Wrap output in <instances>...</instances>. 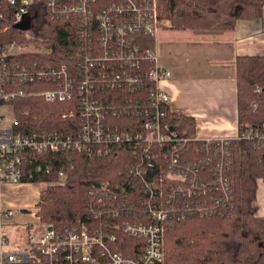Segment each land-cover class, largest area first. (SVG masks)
Masks as SVG:
<instances>
[{
    "label": "built area",
    "instance_id": "obj_1",
    "mask_svg": "<svg viewBox=\"0 0 264 264\" xmlns=\"http://www.w3.org/2000/svg\"><path fill=\"white\" fill-rule=\"evenodd\" d=\"M27 16L28 27L45 18L74 23L78 51L75 64L26 63L15 59L25 51L16 40L0 44V264H166L168 223L230 209L231 141L263 140L264 123L234 136H201L170 120L172 71L151 42L162 28L158 0H0V30ZM29 97L61 103V127L29 128L21 119L28 111L16 106ZM67 150L113 154L124 168L91 182L77 224L42 223L39 199L32 213L39 228L14 247L7 226L17 210L3 187L42 183L41 197L64 185L68 165L57 179L31 181L33 172L53 168L28 160L32 152Z\"/></svg>",
    "mask_w": 264,
    "mask_h": 264
},
{
    "label": "trees",
    "instance_id": "obj_2",
    "mask_svg": "<svg viewBox=\"0 0 264 264\" xmlns=\"http://www.w3.org/2000/svg\"><path fill=\"white\" fill-rule=\"evenodd\" d=\"M164 28L174 30H228L243 19L264 17V0H159ZM8 18L12 7L4 5ZM78 29L71 21L45 18L36 27L10 25L0 30V44L16 40L21 46L35 45L15 56L18 61L36 60L75 64ZM150 42V38H148ZM152 45L156 44L154 38ZM238 121L264 123V54L243 55L236 60ZM258 87L262 89L258 91ZM21 119L29 128L61 127V103L40 97L17 101ZM21 116V115H20ZM170 120L195 133V119L176 111ZM230 172L234 201L230 209L211 216L170 221L166 236V264H264V216L259 212L257 191L264 182V139H233L230 144ZM30 167L51 166L52 174L33 172L31 181L57 179L59 168L68 165L66 183L49 186L41 193L38 215L42 223L58 228L79 223L86 216V193L91 182L115 176L123 160L110 154L88 155L77 150L29 153ZM123 156V155H121ZM75 167L72 168L71 165Z\"/></svg>",
    "mask_w": 264,
    "mask_h": 264
},
{
    "label": "crops",
    "instance_id": "obj_3",
    "mask_svg": "<svg viewBox=\"0 0 264 264\" xmlns=\"http://www.w3.org/2000/svg\"><path fill=\"white\" fill-rule=\"evenodd\" d=\"M166 31L164 27L158 31L156 49L163 65L172 71L167 85L173 110L194 117L201 136L236 135V60L264 54V17L239 20L228 30L190 31L184 37H171ZM257 204L264 216V182L259 183ZM18 220L16 214L12 223Z\"/></svg>",
    "mask_w": 264,
    "mask_h": 264
},
{
    "label": "rangeland",
    "instance_id": "obj_4",
    "mask_svg": "<svg viewBox=\"0 0 264 264\" xmlns=\"http://www.w3.org/2000/svg\"><path fill=\"white\" fill-rule=\"evenodd\" d=\"M160 6L161 2L158 0V6L162 11L166 10L165 3ZM161 25L163 27L164 21L161 19ZM31 23V16H27L20 25L22 27H28ZM36 26V25H34ZM169 31H166L165 34H169L171 37L174 36H182L184 37L183 33L190 32L191 30H174L171 28H167ZM192 32V31H191ZM35 45H31L29 47H25V49H35ZM11 118V116H8ZM42 183H36L33 186L29 185H7L3 188L4 198L6 201L12 202L15 205L17 214L19 215L18 224H9L7 226L8 232L11 237V245L14 247H19L23 244L24 240L29 233H35V231L39 228L37 227L38 219L32 213L36 212V207L34 204L39 201L40 197L38 196V190L41 188ZM27 207L29 212L23 213L21 209ZM18 217V216H16ZM29 222L33 224L29 226ZM33 227V228H32Z\"/></svg>",
    "mask_w": 264,
    "mask_h": 264
}]
</instances>
